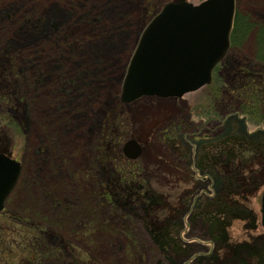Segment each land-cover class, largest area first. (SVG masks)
I'll return each instance as SVG.
<instances>
[{"label":"rangeland","instance_id":"obj_1","mask_svg":"<svg viewBox=\"0 0 264 264\" xmlns=\"http://www.w3.org/2000/svg\"><path fill=\"white\" fill-rule=\"evenodd\" d=\"M165 1L0 0V148L21 166L0 213V239L15 224L1 214L18 215V249H0V264H30L33 258V264L167 263L142 233L140 221L128 219L125 207L111 205L101 183L119 162L123 143L134 138L141 152L128 160L125 175L133 173L162 205L169 202L178 213L199 187L209 192L191 157L197 146L210 147L233 125L223 118L235 102L220 87L231 91L241 83L242 66L264 67L255 36L264 28V0H236L235 10L253 28L229 47L208 85L179 98L143 96L122 104L126 64L141 29ZM109 120L115 128L106 161L96 145ZM255 123L247 121L248 130ZM251 163L250 169L259 168ZM263 187L245 198L258 218ZM163 207L155 208L160 219L167 213ZM244 226L240 220L231 223V242L252 243L264 232L261 226L251 231ZM38 227L47 228L46 237ZM177 229L181 249H210L204 235L188 233L184 224Z\"/></svg>","mask_w":264,"mask_h":264},{"label":"trees","instance_id":"obj_2","mask_svg":"<svg viewBox=\"0 0 264 264\" xmlns=\"http://www.w3.org/2000/svg\"><path fill=\"white\" fill-rule=\"evenodd\" d=\"M252 28L253 24L249 19L236 10L230 32V46L248 35ZM255 36L259 48L257 54L263 61L264 28L258 29ZM2 54L0 51V55ZM10 54L6 51L4 56L10 57ZM238 76L241 83L231 91L220 87V92L235 102L234 110V106L230 107V111L223 118L231 120L233 125L228 126V132H221L220 136L215 137L210 142H214L210 147L197 146V152L191 157L193 167L201 175L198 176L200 181L207 182L208 193L199 187L197 193L194 191L191 198L185 201L176 213L178 207L173 209V205L166 201L162 205L163 202H160L152 191L143 190L136 182V176H132L133 173H130L131 176L125 175V169L130 170V167L126 166L128 160L120 152H117L120 163L116 161L112 164L107 180L101 183L103 192L109 194L107 199L111 205L120 209L125 207L129 211L128 219L140 221L142 233L146 234L159 252L160 260H165L166 264H182L184 261L185 264H264V233L252 237V243L231 242L228 230L234 220L243 221L244 228L249 231L260 226L258 215L248 206L245 198L247 194H254L255 197L256 190L264 186V67H256L255 64L249 65L248 68L242 66L238 69ZM216 101L215 107L218 104ZM117 104L120 105L118 101ZM238 104L239 107L236 108ZM249 120L256 122L253 130L247 128ZM112 121L106 123V130L101 140L98 137L96 145L98 155L106 161L113 153L110 138L115 125ZM253 161H256L259 168L250 169ZM162 207L167 213L160 219L161 211L155 208ZM183 224L188 233L204 235L208 243L210 242V249L203 253L194 252L188 247L181 249L178 245L181 237L177 228ZM46 229L38 227L36 231L44 238L47 236Z\"/></svg>","mask_w":264,"mask_h":264},{"label":"water","instance_id":"obj_3","mask_svg":"<svg viewBox=\"0 0 264 264\" xmlns=\"http://www.w3.org/2000/svg\"><path fill=\"white\" fill-rule=\"evenodd\" d=\"M234 0L165 2L142 29L126 67L119 100L129 103L143 95L180 97L208 84L215 64L225 55L234 14ZM134 159L137 140L122 146ZM19 162L0 153V209L19 174ZM264 228V189L260 197Z\"/></svg>","mask_w":264,"mask_h":264},{"label":"flooded vegetation","instance_id":"obj_4","mask_svg":"<svg viewBox=\"0 0 264 264\" xmlns=\"http://www.w3.org/2000/svg\"><path fill=\"white\" fill-rule=\"evenodd\" d=\"M0 150H2V149L0 148ZM1 215L4 218L13 220V222L15 224H14V229H12V228L7 229L5 232V236H3L2 239H0V247H1L0 249L3 251L4 250L12 251L13 249H16V248L18 249V215L8 214L7 211ZM14 231L17 232V234H16L15 238L10 239L9 237L13 236L12 234H14ZM4 239H5V241H4ZM6 239H8V240H6ZM34 262H35V259L33 258L32 263H30V264H33Z\"/></svg>","mask_w":264,"mask_h":264},{"label":"bare ground","instance_id":"obj_5","mask_svg":"<svg viewBox=\"0 0 264 264\" xmlns=\"http://www.w3.org/2000/svg\"><path fill=\"white\" fill-rule=\"evenodd\" d=\"M95 53V52H94ZM127 65V64H126ZM125 71V70H124ZM164 103L166 104V103H168V102H166V100L164 101Z\"/></svg>","mask_w":264,"mask_h":264}]
</instances>
